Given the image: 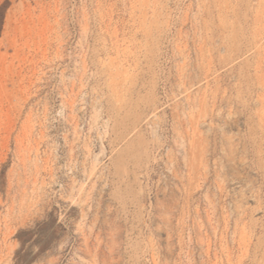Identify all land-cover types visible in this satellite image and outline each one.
Segmentation results:
<instances>
[{"label":"rangeland","instance_id":"1","mask_svg":"<svg viewBox=\"0 0 264 264\" xmlns=\"http://www.w3.org/2000/svg\"><path fill=\"white\" fill-rule=\"evenodd\" d=\"M0 264H264V0H0Z\"/></svg>","mask_w":264,"mask_h":264},{"label":"bare ground","instance_id":"2","mask_svg":"<svg viewBox=\"0 0 264 264\" xmlns=\"http://www.w3.org/2000/svg\"><path fill=\"white\" fill-rule=\"evenodd\" d=\"M102 145H103V144H102ZM102 145H101V146H102ZM104 146H105V145H103V146L101 147V153H104V152H105V150H106V149L104 148ZM98 156H99V153H98V154H96V157H98Z\"/></svg>","mask_w":264,"mask_h":264}]
</instances>
